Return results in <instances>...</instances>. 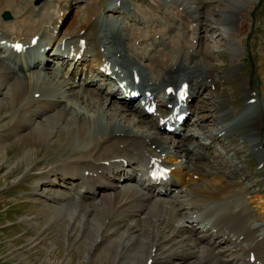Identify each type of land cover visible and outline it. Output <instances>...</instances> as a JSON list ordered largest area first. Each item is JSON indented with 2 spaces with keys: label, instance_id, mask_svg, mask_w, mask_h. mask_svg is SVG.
Wrapping results in <instances>:
<instances>
[{
  "label": "bare ground",
  "instance_id": "1",
  "mask_svg": "<svg viewBox=\"0 0 264 264\" xmlns=\"http://www.w3.org/2000/svg\"><path fill=\"white\" fill-rule=\"evenodd\" d=\"M3 1L0 12L10 9L15 16L0 17V41L22 40L32 50L30 57H22L0 43V108L8 109L5 115L12 118L2 142L18 134L24 144L8 164L14 167L22 163L28 168L33 162H25V155L37 151L38 144L44 147L53 141L63 145L62 152L69 149L68 155L56 162L43 160L37 166L38 181L32 186L33 193L41 186L51 187L41 195L58 201L54 207L57 212L72 202L77 215L73 222L68 219L71 229L67 234L79 223H84L87 232L86 225L99 217L102 227L98 232L103 237L115 233L107 244L122 247L115 255L126 259L119 264H145L147 258L149 264H264V231L257 235L256 226L248 223L252 218L246 199L250 190L236 178L242 170L237 152L228 142L224 146L220 143L228 152L229 171L221 170L213 154L216 143L220 138L228 139L234 126L252 129L245 135L250 149L258 154L257 163L264 168V142L258 130L262 106L258 100H246L233 113L234 108L225 107L226 99H221L213 114L218 118L216 131L207 128L202 111L210 110L212 102L202 105L207 101L202 90L206 84L220 81L215 68L205 61L204 50L200 54L201 43L191 44L189 39L194 37L193 31L198 32V38L201 35V24L207 20L202 8L207 0H150L170 15L171 22L165 27L151 15H156L151 6L140 8L131 0H118L117 5L108 0L104 10L96 0H83L87 19H73L64 31L59 23L66 7L76 0L63 4L61 0L37 4L27 0L24 6ZM221 1L220 11H215L217 18L208 19L215 33L227 40L230 61L226 73L233 76L242 50L238 41L249 26L246 15L253 0ZM116 7L134 14L136 23L129 25L115 17ZM149 17L154 26L143 27ZM34 34L38 38L31 46ZM102 54L121 66L125 87L150 91L159 112L168 110L165 104L170 95L164 94L165 85L187 80L188 92L191 89V99L195 100L187 104L188 121L179 130L161 133L157 116L146 114L138 105L144 97L142 91L136 102L129 101L108 80L107 86L97 82L102 79L97 71ZM132 69L139 73L137 83L131 81ZM250 95L245 94V98ZM59 128L63 135L56 131ZM6 145L0 144L1 150ZM5 154L0 152V157ZM152 156L173 164L165 181L142 174L141 168ZM43 165L50 167L43 170ZM64 182L68 185L59 187ZM261 195L250 201H257L255 206L264 211ZM49 218L60 225L64 220ZM64 221L63 228L68 224Z\"/></svg>",
  "mask_w": 264,
  "mask_h": 264
},
{
  "label": "rangeland",
  "instance_id": "2",
  "mask_svg": "<svg viewBox=\"0 0 264 264\" xmlns=\"http://www.w3.org/2000/svg\"><path fill=\"white\" fill-rule=\"evenodd\" d=\"M12 1L14 2H12L13 5L18 3L21 6H24L27 2V0ZM62 1L66 2V0H61L60 3L62 4ZM106 1L107 0H96L99 9L103 7L105 10ZM131 1L132 5L134 4L133 2H135L138 6L142 5V8H147L143 6H148V8L151 6L154 13H156V15H151L158 17L159 23H162L160 24V27L161 25L165 27L171 22V17L167 11L157 8L150 0ZM187 1L194 2V0ZM220 1L221 0H207L202 8V14L205 16L204 20H207H205L206 22H203L204 24H201L203 30L200 32L201 35L198 39V42L201 43L202 46L200 54L202 55L204 50L205 61L216 69L220 80L219 84H216V87L219 90L208 89L207 87L203 89L204 92L207 91V94L203 95H208L209 99L206 103H202V105L212 102V106L218 103V107H220L219 101L221 99H226V97H220L228 94L229 97L227 99V104H235V109H237L238 105L241 104L243 100V96L241 95L242 90L247 85L253 89L257 97L260 95L264 100V0L251 1L252 7L246 15L249 19V26L247 27L245 34L241 35L240 40L238 41L242 50L236 74L233 76H227L228 74L225 73L228 71L230 61V49L227 40L218 35L217 32L215 33L213 27H210L212 21H209L208 19L217 18V13H215V11H220V5L223 4V1ZM3 2V0H0V4ZM84 4L83 0H79L77 4L73 3L72 6L70 5V7H66L67 9L69 8V10L68 12L66 11L67 14L64 17L65 20L59 23L61 30H67L73 19L86 17V7ZM8 10L12 14L13 11L10 9ZM117 10V14L115 13L114 15L119 16L124 22L126 21L125 23H136V19L133 15L125 10L121 11L119 8ZM12 15L13 17L15 16V14ZM86 19L87 18H85V20ZM150 20L149 17V19L141 25L143 27H153L154 24H151ZM164 27H162V29ZM224 106L234 108L233 105L225 104ZM207 108L208 107L203 106L204 110H207ZM7 110L8 109L3 107L0 108V144H7L2 150L0 148V152H6L3 157H0V264H119L120 262H124L126 258L123 259L117 257L118 255H115L116 252L119 251L118 253H120V251H122V247L119 248L107 244L112 240L108 237H113L115 233H113V231L112 233L108 232L109 235L107 234L103 237L101 232H98L97 228L102 227L101 219L99 217L92 219V221L86 225L88 227L87 232L84 230L86 227L83 229L84 223L83 226L82 223H79L78 228L76 226L73 233L67 234V231L69 232L71 229L70 222H67L68 219L73 222L74 217L77 215V210L71 206L72 202H67L66 205L68 207L66 205L60 207L61 210L59 209L57 212L54 207L57 206L55 202L58 201H50L49 198L41 195V192H45L48 188H51L49 185L41 186L38 193L32 192V186L38 181L39 164H42L44 161L52 163L55 160L56 162L59 158L68 155V148H66L67 150L65 152H62L63 145H55L53 144V141H51L52 143L50 142L49 145H44V147L39 146L38 144L39 147L37 146V151L35 150L36 147H34L35 151L32 154L25 155V160H27L25 162L28 164L33 162L28 168L25 165L22 166V163L18 166L9 167L8 163L12 160L13 155L16 151L21 149L24 144L20 140L22 137L18 134H16V136H11L8 140L2 142V136L8 132L9 121L12 119L5 115ZM202 112V114H204L203 119L205 120L207 117L205 120L207 128L211 129L213 132L216 131L214 130L217 127V125L215 126L214 124L215 120L210 117L213 116L216 111L213 112L212 110H207V112ZM209 112L212 113V115ZM235 112L236 111H233V113ZM261 114L258 130H260L263 135L260 139L264 142V110L261 111ZM216 122L217 121H215V123ZM60 129L61 128L56 130L58 134H61ZM250 130L239 127L233 128L228 136L229 141L226 138H221L216 143V149L213 154L217 155L216 160L219 161H214L219 163L221 170L229 171L230 167L228 164L230 163L227 161L228 152L223 149L224 147L220 146V143L222 142L223 146L230 143L229 146L234 148L237 152L242 170L237 174L236 178H238L243 184L245 183L244 185L246 187L256 193L251 195L248 191L249 194L247 195L248 197L246 196V199L247 203L249 204L250 202L249 205L251 207L253 206L252 213L254 211V219L251 220V223L256 224L258 231H262L264 230V212L261 213L260 209L255 206L257 201L254 203L250 200L257 194H264V168H262V166L257 169L255 168V166L260 165V163H257L256 161L258 154L255 152L253 153V151L250 150L248 138L246 135H242L247 134ZM13 140L14 142L12 143L11 141ZM52 146L53 148H51ZM224 150L227 155L224 153ZM51 152H58V154L57 156H54ZM41 167H44L43 170H45L50 166L43 165ZM63 185H68V182L62 183V186L59 187H63ZM248 192H243V195ZM260 198L264 200V195H261ZM75 201H77V199ZM51 216H54L57 219H66V223L68 224L63 228L65 221L63 220L60 225L49 218ZM90 218L91 217H89V220ZM48 219H51V221ZM144 244L145 241L143 247ZM143 247L140 250H142ZM140 252L144 253L145 250ZM145 264L149 263L146 261ZM152 264H156V262H153Z\"/></svg>",
  "mask_w": 264,
  "mask_h": 264
},
{
  "label": "water",
  "instance_id": "3",
  "mask_svg": "<svg viewBox=\"0 0 264 264\" xmlns=\"http://www.w3.org/2000/svg\"><path fill=\"white\" fill-rule=\"evenodd\" d=\"M39 1V0H36V2Z\"/></svg>",
  "mask_w": 264,
  "mask_h": 264
}]
</instances>
